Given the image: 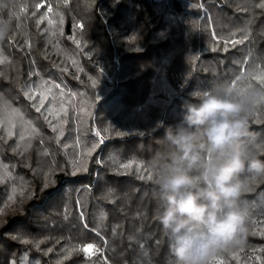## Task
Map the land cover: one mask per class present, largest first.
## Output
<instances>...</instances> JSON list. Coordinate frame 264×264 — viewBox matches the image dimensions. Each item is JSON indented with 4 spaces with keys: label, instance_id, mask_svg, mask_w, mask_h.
<instances>
[{
    "label": "trees",
    "instance_id": "1",
    "mask_svg": "<svg viewBox=\"0 0 264 264\" xmlns=\"http://www.w3.org/2000/svg\"><path fill=\"white\" fill-rule=\"evenodd\" d=\"M6 2L0 16L13 18V29L0 43V117L39 135L17 151V136L0 141V264H175L147 179L157 140L181 120L196 88L264 87L240 80L264 72V0ZM36 3L51 4L52 24H37L47 8ZM229 37L244 42L225 51ZM45 82L59 86L58 100L64 93L59 143L43 119L47 103L37 113L23 95L25 86ZM255 114L247 141L264 153V101ZM93 147L87 170L70 175L72 162ZM49 169L55 183L44 188ZM241 179L248 235L209 264L264 262V176ZM87 243L101 252L89 259L72 248Z\"/></svg>",
    "mask_w": 264,
    "mask_h": 264
},
{
    "label": "clouds",
    "instance_id": "2",
    "mask_svg": "<svg viewBox=\"0 0 264 264\" xmlns=\"http://www.w3.org/2000/svg\"><path fill=\"white\" fill-rule=\"evenodd\" d=\"M0 8H7L6 0ZM12 29L13 18L0 16V43ZM189 96L181 120L164 127L150 161L155 219L175 264H209L248 235L241 177L264 176V153L247 141L254 135L250 122L264 101V87L226 81Z\"/></svg>",
    "mask_w": 264,
    "mask_h": 264
},
{
    "label": "snow or ice",
    "instance_id": "3",
    "mask_svg": "<svg viewBox=\"0 0 264 264\" xmlns=\"http://www.w3.org/2000/svg\"><path fill=\"white\" fill-rule=\"evenodd\" d=\"M259 7L264 8V4H260ZM35 8L37 10L42 9V8H47V12L44 13L39 17L37 20V24L42 23L44 20H48L49 24H52L53 21L49 19L50 13L53 12V8L50 3H36ZM23 11H26V9H22ZM35 15V13H33ZM60 22H63V19L61 17ZM77 27H82V25H78ZM247 37H245L246 39ZM220 39V38H218ZM79 43V41H76ZM243 40H236L232 39L231 37L229 38H223V43H224V50L227 51L228 47L232 46L234 47L236 44H241L243 43ZM30 47V44L28 45ZM5 62L3 58H0V63ZM239 79V77L237 78ZM251 80H259V82L264 85V72H262L260 75H253L250 77ZM248 85H251L250 83ZM53 88L59 89L58 85H50L49 82L42 83L41 85H33L32 87L25 86V89L23 90V95L32 102L31 106L35 109L37 113H41L42 109H45L46 103H47V111L46 114L43 115L44 121L48 124V126L51 128V130L56 133V141L57 143L60 142V137L63 136V131H62V126L63 123H66V121L62 120V113H66V108L64 106L63 102V96L64 93L63 91L59 92L60 99H57L56 93L53 92ZM97 99H99V96H97ZM11 111L13 113H16V115L20 118L23 119L22 115L20 114L19 110L12 108ZM255 119L257 122L259 121V116L258 114H255ZM53 121H56V123H53ZM22 127V126H21ZM18 128V125L15 121H13L11 118H6V117H0V132L5 133V135H0V141H4L7 139H10L13 136L18 137V143L17 147L13 149V151H17L18 149H21V144L26 141H30L32 138L36 137L39 135V130L35 128L34 126L24 129L23 134H21L19 131H16ZM97 136H100V132L97 131L96 133ZM101 142H103L101 140ZM43 143V141H41ZM67 147V145H65ZM95 148L89 150L86 153H81V159L78 161H73L72 162V171L70 172V175L75 176L77 172L79 171H86L87 167L86 164L84 163V158L86 156H90L91 152L94 151ZM44 155H47V151L44 152ZM121 167L123 168H130L131 164H125L122 165ZM139 167V166H138ZM55 175L54 169H49V171L45 175L43 187L47 188L50 185L54 184L55 181L52 180V176ZM140 178H145L143 174H141ZM147 179L151 180L152 175L149 174L147 176ZM23 195V193H21ZM4 214V209L0 208V215ZM93 231H96L93 229ZM98 234V233H97ZM261 234H264L262 232ZM24 243H28L29 241H23ZM43 241H40L37 243V247L39 243H42ZM73 249L82 251L87 258H91L92 256L96 255L97 253L101 252V249L97 248L94 244L92 243H87L83 246L80 245H73ZM48 251H52V249H49ZM67 251V250H63ZM214 258V257H213ZM264 264V262H262Z\"/></svg>",
    "mask_w": 264,
    "mask_h": 264
},
{
    "label": "rangeland",
    "instance_id": "4",
    "mask_svg": "<svg viewBox=\"0 0 264 264\" xmlns=\"http://www.w3.org/2000/svg\"><path fill=\"white\" fill-rule=\"evenodd\" d=\"M248 75V74H247ZM249 76V75H248ZM240 79V78H239ZM250 79V76H249V78L248 79H245V78H243V79H240V80H242V81H247V80H249Z\"/></svg>",
    "mask_w": 264,
    "mask_h": 264
}]
</instances>
